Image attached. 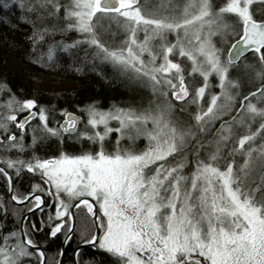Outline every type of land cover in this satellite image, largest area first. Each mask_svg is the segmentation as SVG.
I'll return each instance as SVG.
<instances>
[{"label": "snow or ice", "instance_id": "1", "mask_svg": "<svg viewBox=\"0 0 264 264\" xmlns=\"http://www.w3.org/2000/svg\"><path fill=\"white\" fill-rule=\"evenodd\" d=\"M255 3L264 6V0H226L223 6L213 0H160L151 9L141 0H0V10L22 11L21 22L33 28L34 50L45 37L69 32L82 37L54 41L36 63L53 66L59 51L77 72L91 67L102 75L100 66L111 65L128 87L146 89L152 97L139 110L132 105L101 110L95 101L79 108L91 132H80L84 121L67 109L59 113L63 123L50 126L48 110L35 99L6 101L11 114L0 115V151L6 154L0 157V175L10 199L27 202L29 213L55 205L47 222L41 218L39 228L31 224L33 232L48 227L49 238L63 233L66 245L83 207L96 231L80 243L108 254L111 264H264V18H254ZM225 14L234 15L240 28L227 23ZM120 33L124 39L109 47L107 38ZM248 53L259 70L241 62ZM178 58L191 61L187 76L199 74L201 83L186 82L185 69L174 62ZM249 71L260 84L243 94ZM213 76L218 83L211 82ZM174 102L195 105V111ZM17 112L27 115L18 119ZM173 112L187 121L175 119ZM33 120L39 123L31 125ZM112 133L116 146L108 151L105 142ZM141 136L148 141L144 150L119 147L125 137ZM74 138L88 141L89 148L81 145L79 154L63 151L66 139ZM50 140L59 154L39 155L37 149ZM13 151L31 155H7ZM237 156L243 163H236ZM25 173L38 182L17 196L14 180H24ZM8 215L0 200V221ZM26 221L27 216L18 232L0 237V264H24L34 255L44 264L45 253L29 236ZM4 227L0 222V231ZM79 255L78 248L77 264Z\"/></svg>", "mask_w": 264, "mask_h": 264}, {"label": "trees", "instance_id": "2", "mask_svg": "<svg viewBox=\"0 0 264 264\" xmlns=\"http://www.w3.org/2000/svg\"><path fill=\"white\" fill-rule=\"evenodd\" d=\"M22 15L23 13L18 7L11 12L0 10V88L4 89V91H0V115L11 114L9 109L4 107L6 101L11 97H15L21 102L27 99H35L39 105H43L48 110L50 126H56L54 122H60L63 118L59 114L63 109L80 112L79 108L93 101L97 102L98 106L106 107L108 102L119 100L124 96L119 76L111 65L100 66L98 70H102V75H97L96 71L91 70V67H86L84 71L77 72L75 65H72L67 54L59 51L55 54L53 66L49 67L47 64L42 66L36 63L37 56L46 53L49 44L59 40L70 43L72 40L77 39L76 33L69 32L63 36L57 34L54 38L45 37V40L37 44L34 50L33 28L29 24L21 22L20 17ZM251 58L254 59L252 64L255 65L256 70H259L260 65L251 53L245 60L247 61ZM253 75L255 76L254 72ZM259 84V80L255 84H247L243 94L255 91ZM100 103L102 104L100 105ZM191 106L193 105L191 104ZM17 114L20 113L17 112ZM10 131L19 136V130L13 124H10ZM0 135H3L2 131H0ZM111 137L113 136L111 135ZM25 139L27 140L26 144L30 143L29 131ZM81 145H83L84 149L89 148L86 140L77 141L74 138L73 142L69 143L66 139L63 151L79 154ZM57 148L56 141L50 140L39 147L37 152L45 157L56 156L59 154ZM5 155L4 152L0 151V157ZM7 155L13 158L21 155V158L27 159L31 153L18 154L13 151ZM170 159L172 160V158H169V162L171 161ZM33 182H38V177L33 178L27 173H25L24 180H14L16 195L27 194L30 190V183ZM46 199L48 200L47 204L51 203L50 197H46ZM0 200H3L9 213L7 219L0 221L5 225L4 230L0 231V237H3L7 235L9 230L19 231L21 217L28 211V204L15 205L11 201L7 191V181L3 175H0ZM43 208V211L39 210L27 217L26 223L29 236L46 251L47 264H58L64 239L63 233L58 234L56 238H49L48 227H45L43 232H33L31 229L33 222H36L37 228L40 227L41 218L47 222L49 212L54 215V204L51 208L46 206ZM13 213H15V218H13ZM77 215L75 234L72 235V239L66 244L62 264H73V252L81 244L82 236H90L95 232V228L92 225V217L87 213L86 209L81 207ZM29 250L32 251V249ZM103 263L111 264L108 254L91 245L80 248L78 264ZM24 264H39V262L34 255L31 259H26Z\"/></svg>", "mask_w": 264, "mask_h": 264}, {"label": "rangeland", "instance_id": "3", "mask_svg": "<svg viewBox=\"0 0 264 264\" xmlns=\"http://www.w3.org/2000/svg\"><path fill=\"white\" fill-rule=\"evenodd\" d=\"M141 2H142V4L146 3L147 7L150 8V9L151 8H155V7H157L160 4V0H141ZM213 3H214V5H217V6H223L226 3V0H213ZM252 9L254 11L259 10L257 12H260V11H262V9H264V6H261L259 3H255V4H253ZM225 19H226L227 23L233 24L237 28L239 27V24L236 22V18L234 17V15L225 14ZM76 38L79 39V38H82V37H80L76 33ZM123 39H124V35L122 33L117 34V36L114 37V38L113 37H108L107 38V45L109 47L115 48V47H117L120 44V42ZM139 39H143V33H139ZM170 39H172V37H170ZM219 40H220L219 36L213 37V41L215 43H217L218 45H219ZM244 60L245 59H243V61ZM253 60L254 59L251 58V59H248L247 62L254 63ZM174 62H180L182 67L185 69L186 82L191 80L192 82L196 83L197 85L199 83H201L202 78L199 76V74H194L192 77H188L187 76V73L191 70V61H189L187 58H178V60H176ZM245 79L250 81V83H248V85H252V84H255L257 82V79L253 75V71H249L248 74L246 75ZM119 80H120V83H121L120 86L122 87L124 96L121 99H119V100H112V101L108 102V106H106V107L105 106H103V107L99 106V108L101 110H108V109L112 108L113 106L125 107V106H128V105H132V106L136 107L139 110L141 108V106H144V107L147 106V101L152 98L151 94H150V92L148 90H146V89L145 90H141V89L133 90L132 88L128 87L123 82V80L120 77H119ZM210 80H211V82L213 84L218 83V81H217L215 76L211 77ZM190 91H191V88H190ZM212 91L218 93L219 89L218 88H213ZM208 99L209 98H208V96L206 94L205 100L201 102L204 107H207ZM156 102L157 103L162 102V98L158 99ZM253 102H255V100H253ZM237 103H239V98L237 100ZM101 104L102 103H100V105ZM174 104H175L176 108H179L181 106L186 107V110L189 113H193L195 111V108H196L195 105L191 106V104H189L187 102H174ZM81 115H82V120L84 122L79 125L80 132H84V131L91 132V128H85V123H86L87 117L84 116L83 113ZM172 115H173V117L175 119H179L180 121H187V116L186 115H181L179 112H173ZM112 126H116L115 122H112ZM218 126H219V122H217L216 127H218ZM255 127H256V125L253 126V130L255 129ZM149 128H151V124H149ZM111 135L113 137L110 136L109 139L106 140V142H105V147H106V149L108 151H113L115 146H116L115 141H116V138H117V134L116 133H112ZM147 144H148V141L143 136H141L140 138L136 139L135 141H129L125 137L124 139L120 140L119 147L121 149H127L129 151H142V150H144L147 147ZM189 160L191 161V156L189 157ZM173 162L174 161L171 160L169 163H173ZM236 163L237 164L243 163V158L241 156H237ZM191 170H192V164L189 163L188 166L184 169V173L187 175L188 173L191 172Z\"/></svg>", "mask_w": 264, "mask_h": 264}, {"label": "water", "instance_id": "4", "mask_svg": "<svg viewBox=\"0 0 264 264\" xmlns=\"http://www.w3.org/2000/svg\"><path fill=\"white\" fill-rule=\"evenodd\" d=\"M69 112H72V113H74L75 115H77V116H79V117H81L82 118V115L81 114H79V113H77V112H74V111H69ZM15 114H17V113H15ZM27 115V114H26ZM17 116H18V119L19 118H22L24 115H22V114H17ZM63 120H64V117L62 118V120L60 121V123H63ZM9 196H10V194H9ZM45 198V197H44ZM89 199H91V198H89ZM46 200V199H45ZM13 202V201H12ZM78 201H74L73 203L75 204V203H77ZM15 205H20V204H16L15 202H13ZM25 204H27V202L25 203ZM25 204H23V205H25ZM40 209H37L35 212H37V211H39ZM97 211H98V209H97ZM35 212H33V213H35ZM33 213H29L28 211L26 212V213H24L23 215H22V217H21V221H20V224H19V229H20V227H21V223H22V221L24 220V217L25 216H27V217H29L31 214H33ZM75 224H76V219H75ZM75 224H74V229H75ZM95 231H96V229H95ZM63 241H64V239H63ZM63 241H62V247H61V249H63V256H60V259H59V262H58V264H62V262H63V259H64V254H65V248H66V245L63 243ZM38 245V244H37ZM43 251H44V253H45V260H44V264H47V254H46V251L44 250V248L41 246V245H38ZM83 246H89V245H78L75 249H74V252H73V264H77V260H76V257L74 256V253H75V251L79 248H82ZM103 264H109V263H103Z\"/></svg>", "mask_w": 264, "mask_h": 264}, {"label": "flooded vegetation", "instance_id": "5", "mask_svg": "<svg viewBox=\"0 0 264 264\" xmlns=\"http://www.w3.org/2000/svg\"><path fill=\"white\" fill-rule=\"evenodd\" d=\"M254 18H256V19H261V18H264V10L263 11H260V12H256V15H255V17ZM240 28V25H239V27H238V29ZM250 53H248V54H246V56L245 57H243L242 58V61H243V59H245L248 55H249ZM241 61V62H242ZM38 104V103H37ZM39 105V104H38ZM74 112H76V111H74ZM77 113H80V114H82L81 112H77ZM20 114H22V115H26L27 114V112H23V113H20ZM37 122V123H36ZM34 123H35V125L36 124H38L39 123V121L38 120H33L32 122H31V125H34ZM31 125H29L28 126V128H26V130H25V138L27 137V133H28V129H30V127H31ZM13 126H14V124H13ZM15 127V126H14ZM25 143H27V140L25 139ZM45 199H46V197H45ZM47 199H46V204H47ZM42 207H44V206H42ZM47 207V206H46Z\"/></svg>", "mask_w": 264, "mask_h": 264}]
</instances>
